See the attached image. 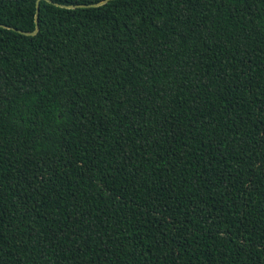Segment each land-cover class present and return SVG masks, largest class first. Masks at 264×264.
Instances as JSON below:
<instances>
[{"label": "trees", "instance_id": "1", "mask_svg": "<svg viewBox=\"0 0 264 264\" xmlns=\"http://www.w3.org/2000/svg\"><path fill=\"white\" fill-rule=\"evenodd\" d=\"M99 1L0 26V264H264V0Z\"/></svg>", "mask_w": 264, "mask_h": 264}, {"label": "water", "instance_id": "2", "mask_svg": "<svg viewBox=\"0 0 264 264\" xmlns=\"http://www.w3.org/2000/svg\"><path fill=\"white\" fill-rule=\"evenodd\" d=\"M47 1L52 2V0H47ZM108 1L109 0H101L99 2L91 3V4H74V5H63V4H60V3H55V4L58 5V6L67 7V8L90 7V6L96 7V6H100L102 4H105ZM39 2H40V0L36 1V15H35L36 28H35V30H33V31H24V30H20V29H17L15 27H12V26L4 25L2 23H0V26L13 28V29L18 30L19 32L27 34V35H35L39 31V25H38V21H39L38 20V18H39V7H40Z\"/></svg>", "mask_w": 264, "mask_h": 264}]
</instances>
